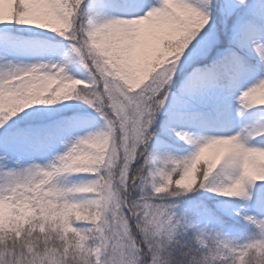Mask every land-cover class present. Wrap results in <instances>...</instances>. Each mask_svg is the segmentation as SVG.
<instances>
[{"label":"snow or ice","instance_id":"obj_1","mask_svg":"<svg viewBox=\"0 0 264 264\" xmlns=\"http://www.w3.org/2000/svg\"><path fill=\"white\" fill-rule=\"evenodd\" d=\"M0 61V264L264 247V0H0Z\"/></svg>","mask_w":264,"mask_h":264},{"label":"clouds","instance_id":"obj_2","mask_svg":"<svg viewBox=\"0 0 264 264\" xmlns=\"http://www.w3.org/2000/svg\"><path fill=\"white\" fill-rule=\"evenodd\" d=\"M264 99V97H262ZM38 177H31L32 181L37 180ZM236 191L235 189L232 190ZM23 195V193H21ZM34 227H36L34 225ZM42 227V225H41ZM48 233L49 237H51L52 233L58 231V226L53 223L48 224ZM58 239H63L66 247H70L73 251L79 253L80 249L78 248L79 240L75 236H67L65 234L64 237H58ZM257 243H260L257 241ZM231 252V249H228L224 254H228ZM170 264H192L191 256L189 254H180L173 251L171 256L169 257ZM229 264H232V261H229ZM235 264H264V247H252L251 249L243 252L242 255L235 257Z\"/></svg>","mask_w":264,"mask_h":264},{"label":"rangeland","instance_id":"obj_3","mask_svg":"<svg viewBox=\"0 0 264 264\" xmlns=\"http://www.w3.org/2000/svg\"><path fill=\"white\" fill-rule=\"evenodd\" d=\"M21 59L23 60L24 63H34L36 62L37 58L31 57V58H21ZM14 62H19V61H14ZM45 62H47V60H45ZM2 64H3V61H0V66H2ZM81 75H86V73L81 72ZM78 103L80 104L79 110L82 112H85L88 116L87 126L82 129L81 134H83L84 132L90 131V130L98 129L103 126L104 121L100 118L98 113H96L93 109L88 107V105L83 104V102H78ZM256 107L259 108L261 106H256ZM255 119H260V115L256 114ZM181 146L185 147V149H180ZM188 150L189 149L187 148V146L183 145L182 143L176 144L174 147V151L176 152L177 155H186ZM59 151H63V147H61ZM51 160H52V156H47V157L40 159L38 162L42 164H46ZM79 175L87 176V174H79ZM219 199H226V198H219ZM236 220L239 221L240 218L237 217ZM239 223H243V222H239ZM229 236L231 238H240V236L237 235L235 232L229 233Z\"/></svg>","mask_w":264,"mask_h":264},{"label":"trees","instance_id":"obj_4","mask_svg":"<svg viewBox=\"0 0 264 264\" xmlns=\"http://www.w3.org/2000/svg\"><path fill=\"white\" fill-rule=\"evenodd\" d=\"M180 149H185V147L181 146ZM91 174H87V176H90ZM196 196H199L200 194L196 193L195 194ZM237 228L239 229V231H235V233L237 235L240 236V238L246 236L250 229L248 228V226L246 224H243V223H237Z\"/></svg>","mask_w":264,"mask_h":264}]
</instances>
